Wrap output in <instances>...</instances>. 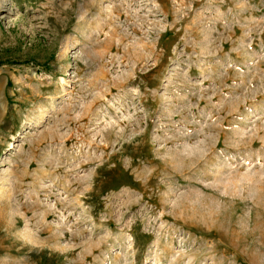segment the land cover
Listing matches in <instances>:
<instances>
[{"label":"rangeland","instance_id":"rangeland-1","mask_svg":"<svg viewBox=\"0 0 264 264\" xmlns=\"http://www.w3.org/2000/svg\"><path fill=\"white\" fill-rule=\"evenodd\" d=\"M0 264H264V0H0Z\"/></svg>","mask_w":264,"mask_h":264}]
</instances>
